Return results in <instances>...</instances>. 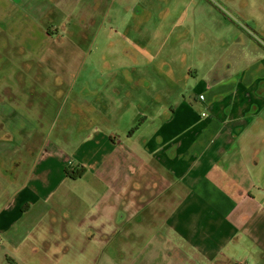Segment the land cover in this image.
Here are the masks:
<instances>
[{"label": "crops", "instance_id": "1", "mask_svg": "<svg viewBox=\"0 0 264 264\" xmlns=\"http://www.w3.org/2000/svg\"><path fill=\"white\" fill-rule=\"evenodd\" d=\"M262 67L258 60L252 69ZM252 69H239V80L195 78L194 92L228 88L198 120L179 111L183 104L174 108L189 86L181 91L163 71L150 80L113 73L122 78L97 86L79 72L67 79L70 114L58 113L48 127H58L53 140L28 123L11 98H0V134L7 136L0 142V195L8 200L0 234L17 233L19 222L37 212L33 239L42 251L58 249V234L66 238L73 230L89 243H122L117 255L130 264H264V96H251L264 79L241 86V72L246 78ZM52 80L41 85L46 98L38 122L49 114L47 103L63 96L58 75ZM9 87L1 85L0 93ZM95 88L101 96H92ZM130 107L133 120L121 132ZM155 112L160 128L140 140L127 135L138 118L140 134ZM70 166L87 173L69 180ZM49 236L54 240L47 242ZM4 253L21 264L18 252Z\"/></svg>", "mask_w": 264, "mask_h": 264}, {"label": "rangeland", "instance_id": "2", "mask_svg": "<svg viewBox=\"0 0 264 264\" xmlns=\"http://www.w3.org/2000/svg\"><path fill=\"white\" fill-rule=\"evenodd\" d=\"M258 60H263L261 72L252 69ZM219 63L223 65L221 69L217 67ZM59 64L63 67L58 68ZM232 65L236 71L228 68ZM241 68L252 69L246 78L241 72L244 88L264 79V0H0V86L12 87L0 93V98H11L21 109L20 115L31 125L36 122L39 133L47 131L45 134L51 140L58 135V127L50 132L48 127L58 113L70 114L72 98L68 95L67 79L75 80L79 72L97 86L122 78L113 73L150 80L161 78L163 71L167 78L175 77L181 91L189 86L183 102L175 103L174 108L183 104L179 111L198 120L202 112L210 114L212 101L228 88L199 86L194 92L196 88L187 79L190 72L186 69L191 70L192 77L196 75L198 80L209 83L213 77H235ZM20 70L30 78H24ZM55 75L62 82L63 96L58 100V94L47 103L49 114L38 122L37 115L46 98L42 86L53 85ZM80 86L78 82L75 93ZM101 95L102 89L95 88L92 96ZM256 95L264 96L263 80L253 88L252 98ZM200 96L205 98L206 105L198 101ZM112 101L118 103L116 99ZM131 107L122 120L121 132L133 120ZM112 113L111 110L108 115ZM153 114L140 134L137 129L142 127L143 119L138 118L127 135L140 140L154 128H160L158 113ZM6 140L7 136L0 134V142ZM7 204V198L0 195V213ZM36 216L37 212L31 221L28 217L20 221L15 227L17 233L0 234L3 264L13 263L7 253L9 262L3 259L7 251L18 252L21 264L131 263L126 256L117 255L125 249L122 243L111 241L105 247L99 238L89 243L73 230L67 231L66 238L58 234V249L55 244L51 250L42 251L46 248L37 246L33 239ZM145 233L148 238L152 235ZM52 240L54 237L49 236L47 242Z\"/></svg>", "mask_w": 264, "mask_h": 264}, {"label": "flooded vegetation", "instance_id": "3", "mask_svg": "<svg viewBox=\"0 0 264 264\" xmlns=\"http://www.w3.org/2000/svg\"><path fill=\"white\" fill-rule=\"evenodd\" d=\"M18 2H19V1H18ZM252 51H253V52H258L257 50H252ZM228 55H232V52H230V53L228 52ZM219 66H221V63H219V64L217 65V67L220 69ZM222 66H223V65H222ZM230 67H232V68L236 71V69H235V67H234L233 65H232V66H229L228 68H230ZM228 68H227V69H228ZM186 71H187V72H190L189 75H188V77H187V79L189 78L188 80L194 81L195 78H196V75H194V76L192 77L191 70H187V69H186ZM163 74L166 75L165 72H164ZM214 75L217 76V75H216V72H214ZM239 75H240V74H239L238 72H236L235 77H232V78L235 79V80H237V79H239ZM166 76H167V75H166ZM232 78H231V79H232ZM163 79H166V78H163ZM168 79H173V80L175 81V77H171V78H168ZM212 79H213V82H217L218 79H219V77H213ZM45 95H46V94H45ZM203 100H204V99H203ZM263 156H264V153H263ZM0 264H2V260H0Z\"/></svg>", "mask_w": 264, "mask_h": 264}, {"label": "trees", "instance_id": "4", "mask_svg": "<svg viewBox=\"0 0 264 264\" xmlns=\"http://www.w3.org/2000/svg\"><path fill=\"white\" fill-rule=\"evenodd\" d=\"M65 173H66L67 179L72 180V181H77L79 179H82L87 172H86V169L79 167V169L77 170L66 168Z\"/></svg>", "mask_w": 264, "mask_h": 264}, {"label": "built area", "instance_id": "5", "mask_svg": "<svg viewBox=\"0 0 264 264\" xmlns=\"http://www.w3.org/2000/svg\"><path fill=\"white\" fill-rule=\"evenodd\" d=\"M203 100V99H202Z\"/></svg>", "mask_w": 264, "mask_h": 264}]
</instances>
